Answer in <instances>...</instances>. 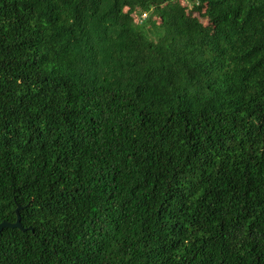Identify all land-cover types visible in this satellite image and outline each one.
Here are the masks:
<instances>
[{
	"label": "trees",
	"instance_id": "trees-1",
	"mask_svg": "<svg viewBox=\"0 0 264 264\" xmlns=\"http://www.w3.org/2000/svg\"><path fill=\"white\" fill-rule=\"evenodd\" d=\"M0 264H264V0H0Z\"/></svg>",
	"mask_w": 264,
	"mask_h": 264
},
{
	"label": "water",
	"instance_id": "water-1",
	"mask_svg": "<svg viewBox=\"0 0 264 264\" xmlns=\"http://www.w3.org/2000/svg\"><path fill=\"white\" fill-rule=\"evenodd\" d=\"M19 206L16 207L15 212H16V220L13 222H8V221H1L0 222V232L2 231V229L4 227H17L20 229H26L21 225V217H20V213H19Z\"/></svg>",
	"mask_w": 264,
	"mask_h": 264
}]
</instances>
